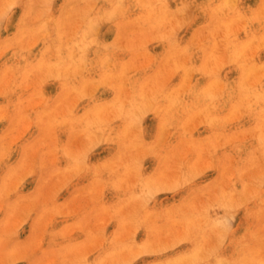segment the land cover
Masks as SVG:
<instances>
[{
  "label": "rangeland",
  "instance_id": "374dc122",
  "mask_svg": "<svg viewBox=\"0 0 264 264\" xmlns=\"http://www.w3.org/2000/svg\"><path fill=\"white\" fill-rule=\"evenodd\" d=\"M0 264H264V0H0Z\"/></svg>",
  "mask_w": 264,
  "mask_h": 264
},
{
  "label": "bare ground",
  "instance_id": "6f19581e",
  "mask_svg": "<svg viewBox=\"0 0 264 264\" xmlns=\"http://www.w3.org/2000/svg\"><path fill=\"white\" fill-rule=\"evenodd\" d=\"M91 3H92V2H91ZM92 4H93V3H92ZM92 10H93V9H92ZM175 11H176V10H175ZM160 12H161V11H160ZM179 13H180V12H179ZM185 13H186V12H185ZM96 14H97V13H96ZM160 14H161V13H160ZM173 14H174V13H173ZM161 15H162V14H161ZM164 15H165V14H164ZM99 16H100V15H99ZM103 16H104V15H103ZM166 16H167V15H166ZM166 16H165V17H166ZM185 16H186V15H185ZM179 19H180V18H179ZM90 20H91V22L93 21L92 19H90ZM159 21H160V20H159ZM148 22H149V21H148ZM236 22H237V21H236ZM157 23H158V22H157ZM237 23H238V22H237ZM82 25H83V24H82ZM93 28H94V27H93ZM86 31H87V30H86ZM91 31H92V30H91ZM84 33H85V32H84ZM84 33H83V34H84ZM245 43H246V42H245ZM245 45H246V44H245ZM254 250H255V249H254Z\"/></svg>",
  "mask_w": 264,
  "mask_h": 264
}]
</instances>
